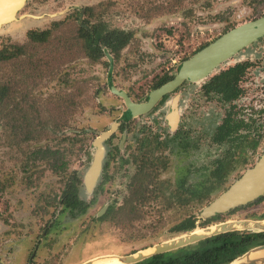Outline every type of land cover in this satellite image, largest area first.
<instances>
[{
    "label": "rangeland",
    "instance_id": "1",
    "mask_svg": "<svg viewBox=\"0 0 264 264\" xmlns=\"http://www.w3.org/2000/svg\"><path fill=\"white\" fill-rule=\"evenodd\" d=\"M262 15L264 3L255 0H26L16 19L0 28V50L20 53L0 62V88H8L0 114L11 115L14 123L8 128L0 122V264H80L125 256L183 235L175 229L187 218L201 228L202 209L254 164L247 150L248 160L241 163L239 146L213 141L225 106L193 98L194 116L202 100L209 114L207 137L189 162L179 163L167 147L138 152L145 117L125 120L123 100L110 88L142 101L200 46ZM99 26L129 36L118 54L105 52L110 69L107 56L94 60L86 53L79 35V29ZM46 30L44 42L28 38L30 31ZM263 44L264 38L217 73L251 58ZM200 85L192 87L193 95ZM22 116L28 132L16 127ZM112 123L121 126L104 144L109 179L86 213L73 216L58 199L71 172L83 177L93 140ZM123 134L127 149L120 145ZM45 146L66 154L67 170L54 173L46 162L29 159L33 149ZM263 151L257 145L255 159ZM187 168L191 193L178 187ZM241 219H264V199L223 213L211 225Z\"/></svg>",
    "mask_w": 264,
    "mask_h": 264
},
{
    "label": "flooded vegetation",
    "instance_id": "2",
    "mask_svg": "<svg viewBox=\"0 0 264 264\" xmlns=\"http://www.w3.org/2000/svg\"><path fill=\"white\" fill-rule=\"evenodd\" d=\"M255 1L264 3V0H255ZM261 17H264V15L258 18H255L251 21H254ZM251 21H248V22H251ZM238 26H235L231 28L230 30ZM93 28L91 29L88 28L86 29V31L92 32ZM228 31L223 32L219 37H221ZM263 38L264 36L259 37L255 41L251 42L247 47L241 49L240 52L250 47H253L256 44H259ZM210 43H205L204 45L207 46ZM105 52H109V51L103 50V53L106 56ZM240 52L237 55H239ZM235 56H232L229 59V61L232 60ZM250 56L251 58L250 57L243 58L239 63L228 67L227 69L238 67L237 73L239 75L223 77L221 79L222 85L220 84L217 88H215V85H209L207 83L214 76L218 75L221 72L226 71V69L214 74L212 77L205 80V82L200 83L202 84L199 86L200 90H198L197 92L195 91V95H193L194 93L192 91V87L196 86L197 84H194L188 81H183L179 86L175 87L172 91H170L169 93L164 95L162 98H160L150 110L138 116V117H145V118L150 116V118H146V119L144 118V121L142 122V126L140 129L141 139L138 141L137 147H135L138 150V152H140L141 154L147 155L146 153L150 154L152 150H163L167 147L168 153L170 155L173 154L174 155L173 157L178 159L179 163L189 162L190 157H192V154L199 151L200 146H202L203 142L206 141V137H207V133H206L207 124L205 125V123L207 121V116L209 114L208 112L204 113V101L202 100L200 102L201 109H197L200 111L199 116L198 117L194 116L193 114L194 109L192 108V105L194 103L193 98L195 97L196 98L195 101L197 100V98L205 99L206 102H207V99L209 100L215 99L217 103L223 109L225 106V109L223 112L224 115L222 116V119L220 120V122L215 126V129L213 131V134H212L213 141L217 143L226 142L227 144H231V146L233 147L239 146V149H241V151L243 152L242 154L244 155L242 158H240L241 163L245 162L247 159V155L244 154V150H247V152H249V160L252 159L254 160V163H255L258 160V158L262 155V153L264 152L263 151L261 155L257 159H255L256 146L257 145L264 146V44L263 46H258L257 51H254V53L250 54ZM253 57L258 59L259 65H256V62L254 61L255 59H253ZM253 65H255V67ZM177 69H178V66L175 68V70L172 73H170V75L161 78L156 83V85L145 95L142 101H138L135 103H141V102L146 101L147 96L149 95L151 91L159 88L161 85L172 80L177 72ZM164 78H168V80L166 82H163L162 84H159L160 81L163 80ZM227 83H230V85L226 86L225 84ZM131 101L133 100L131 99ZM123 117H124V114H123ZM125 120H129V119H125ZM158 121L161 122L159 126H158ZM148 124H151V125H148ZM120 126L121 125L118 124V127L115 132L118 131ZM151 127H155V129H152L153 132L148 130V128L150 129ZM115 132L111 135V137L108 140L112 138ZM108 140L106 142H108ZM126 140H127L126 134H123L121 141H120V145L124 144L123 149L128 148L127 147L128 145L126 144ZM234 143L236 145H234ZM204 152L206 155L207 151H204ZM107 162L108 161H106L102 166V171L99 176L98 182L96 186L94 187L93 192L91 194L92 198L88 201H93V203L95 202L98 196V193H100L103 190L105 182L107 181V179H109L107 175L105 174L106 173L105 170L107 168ZM190 170L191 168H187L180 172L181 176L179 180H182V181H180V183L178 184V187L179 189H181L182 192H185V193H191L190 186L186 182L187 179H189L190 177L189 173H187ZM82 179L83 177L81 178L83 192L85 196H88V194L85 191ZM80 193H81V190H80ZM257 199H255L254 201L250 203H247L246 205L239 206L234 209L239 210L242 207H246L247 205L253 202L259 203L264 198H262L259 201H257ZM92 204L88 207L90 208ZM221 215L222 214H218L212 217L218 216L220 218ZM210 218L203 219V221H206ZM219 218H217L216 220H218ZM212 222L206 225H203V226L200 224L199 226L202 228V227L213 224ZM195 225H196V222H195ZM197 227L198 226L196 225V227L194 228V231L201 230V228L196 229ZM190 232H184V233H190ZM184 233H179V234H184ZM105 257L118 258L117 255H110V256L103 255V256H100L94 259H97V262H98V260L105 258Z\"/></svg>",
    "mask_w": 264,
    "mask_h": 264
},
{
    "label": "water",
    "instance_id": "3",
    "mask_svg": "<svg viewBox=\"0 0 264 264\" xmlns=\"http://www.w3.org/2000/svg\"><path fill=\"white\" fill-rule=\"evenodd\" d=\"M25 1L0 0V28L16 19V12ZM262 36H264V17L244 23L228 31L183 61L178 66L174 78L151 91L144 102L135 103L131 101L124 91L111 87L112 93L124 101L126 111L123 118L132 119L146 113L160 98L179 86L183 81L194 84L205 82V80L216 74L222 65L228 63L232 56L237 55L241 49L247 47L251 42ZM106 56L110 61V69L111 58L107 53ZM117 127L118 124L112 123L109 130L101 132L92 142L93 152L90 165L86 169L82 179L88 196L92 194L102 171L106 154L104 143L116 131ZM262 196H264V152L251 168L245 170L224 192L202 209L200 217L207 219L218 214L226 213L231 209L246 205ZM201 230V233H196L193 230L188 234H183L132 254L118 256V258L121 264H136L152 256L193 245L199 241L220 234L230 232L264 233V219L224 221L201 228ZM93 259L81 264H92ZM228 264H264V244L247 249Z\"/></svg>",
    "mask_w": 264,
    "mask_h": 264
},
{
    "label": "trees",
    "instance_id": "4",
    "mask_svg": "<svg viewBox=\"0 0 264 264\" xmlns=\"http://www.w3.org/2000/svg\"><path fill=\"white\" fill-rule=\"evenodd\" d=\"M48 35L49 31L47 30L39 33H36L35 31L28 32V38L30 41L44 42ZM79 35H82L86 53L94 60H99L104 56L103 50H108L109 53L113 55L118 54L129 41V36L124 32L117 30L107 31L101 26L94 27L92 32L79 29ZM204 46L206 45L203 44L200 46L196 52ZM19 54L20 53L15 51L14 47L1 49L0 62L12 60V58ZM237 70L238 67L226 69V71L214 76L207 84L215 85V88H217L221 84V79L223 77L239 75ZM167 80L168 78H164L159 84H162ZM225 85L229 86L230 83ZM7 91L8 88L6 86L0 88V102L3 100V97H6V94L8 93ZM10 118L11 115L5 116L0 114V122L4 121L8 128H11L14 124L13 120ZM27 125H29V123L27 122L26 117L22 116L19 126L17 124L16 127L23 132H28ZM66 138L68 137H64L63 140H66ZM29 159H32V162L36 160L46 162L49 169L54 173L64 172L67 170L68 166L66 154L63 151L47 146L33 149L30 152ZM80 190L83 192L81 178L77 171H73L69 175L58 199V203L62 208L71 212L73 216L85 214L89 208L88 206L93 203V201H85V199L80 196ZM262 198L264 197L257 199V201ZM235 210L236 209H233L232 211ZM217 218L219 217H212L203 221L201 225L203 226L211 223ZM195 222L196 219L194 217L181 221L175 229L176 233L179 234L194 230L196 227ZM260 244H264V233L252 234L247 232H230L213 236L174 251L152 256L136 264H228L247 249Z\"/></svg>",
    "mask_w": 264,
    "mask_h": 264
},
{
    "label": "bare ground",
    "instance_id": "5",
    "mask_svg": "<svg viewBox=\"0 0 264 264\" xmlns=\"http://www.w3.org/2000/svg\"><path fill=\"white\" fill-rule=\"evenodd\" d=\"M195 232L201 233L202 230L195 231ZM92 264H121V262H120L119 258L105 257V258L98 260V262H97V259H93Z\"/></svg>",
    "mask_w": 264,
    "mask_h": 264
}]
</instances>
